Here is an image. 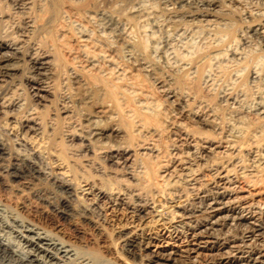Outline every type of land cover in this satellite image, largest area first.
<instances>
[{
    "label": "bare ground",
    "instance_id": "6f19581e",
    "mask_svg": "<svg viewBox=\"0 0 264 264\" xmlns=\"http://www.w3.org/2000/svg\"><path fill=\"white\" fill-rule=\"evenodd\" d=\"M36 1L46 15L43 19L29 18L28 27L35 31L58 22L63 38L57 45L64 60L60 65L55 53L44 51L34 58L33 69L50 80L58 78L61 68L69 69L73 83L70 87L75 86L76 91L66 96L76 108H66L63 113L65 117L79 115L77 121L73 119L78 128L69 141L80 140L87 155L108 162L117 182L110 190L87 184L79 187V193L91 202L76 206L78 194L74 193L72 180H65L46 167L47 162L41 154L37 155V147H28L29 135L41 134L38 118L33 114L21 119L15 152L0 135V188H8L7 182L12 179L24 180L22 190L27 196L20 209L26 217L0 204V251L10 257L6 260L1 255L0 264H106L95 262L45 227L51 224L59 228L62 222L77 234L73 219L92 220L94 206L99 207L103 200L124 207L135 217L153 214L173 222L175 231L184 232L190 241L210 239L211 248L217 249V256L210 264H264V241L253 252L244 240L220 234L225 227L242 225L246 227L242 231L251 233L255 240L264 238L262 212L245 214L259 202L233 189L237 187L234 184L238 176L230 169L219 172V181L211 189L202 188L198 209L181 202L185 189L182 184L188 183L190 188L198 185L196 159L216 170L213 166L219 155L239 154L246 148L245 142L250 141L249 146L256 144L257 133L264 134V67L259 68L256 58V66L249 71L250 81L243 77L249 65H241L248 55L245 57L237 51L239 49L231 48L238 30L234 31V20L229 18V10L222 6L221 0H161L160 5L145 0H27V3ZM245 1L228 0L234 7L243 6ZM256 1L264 7V0ZM247 13L254 18L253 12ZM258 16L259 21L256 17L255 22L247 26L264 48V12ZM148 25L160 31L161 36L155 35L153 30L147 31ZM194 28L202 30V47L191 61L178 60L181 58L175 54L177 43L174 41L178 37H194L197 30ZM213 43L217 45L212 46ZM173 54L178 57L176 66L171 65ZM19 57L20 48L15 43L0 40V77L18 72ZM253 60L251 57L248 62ZM216 84L221 86V90H217L221 91L220 97L232 105L244 107L253 96L257 100L253 111L236 109L231 113L237 118L236 126L225 128L220 121L224 115L220 117L212 108L201 113V109L191 105L196 99L199 103L206 102L207 96H198L199 86H207L210 91ZM47 92V88L40 87L38 97L43 99ZM0 112L8 113L7 105L1 101ZM203 127L211 132L200 130ZM167 133L174 136L173 144L165 141ZM253 152L264 164V154L259 150ZM40 177L52 187L35 184ZM128 178L131 183L127 182ZM244 191L254 194L252 190ZM154 197H161L162 203L158 204ZM174 203L173 209H166ZM234 203L241 206V212H234ZM120 237L125 251L132 254L149 243L146 236L122 233ZM167 260L195 263L188 254L171 255Z\"/></svg>",
    "mask_w": 264,
    "mask_h": 264
},
{
    "label": "rangeland",
    "instance_id": "374dc122",
    "mask_svg": "<svg viewBox=\"0 0 264 264\" xmlns=\"http://www.w3.org/2000/svg\"><path fill=\"white\" fill-rule=\"evenodd\" d=\"M56 1L60 2L61 0ZM145 1L151 2L155 5H160L161 3V0ZM36 3L37 1L34 2V4H28L27 0H0V16H2L0 17V40H7L9 42L15 43L20 48V57L18 59L19 64L17 63V65H19L18 72L11 76L9 75L0 77V101L4 102L7 105L8 110V113L6 115L0 112V135L3 136L5 141L8 142V146L15 152L17 149V146L15 144L17 140L16 134L19 131L18 122L21 119L34 114L40 122L42 131L38 136H35L33 134L29 135L27 140L29 143L28 147L30 149H35L37 147V155L41 154L40 156H42L43 160L47 162L45 163L46 167L48 166L63 179L72 180V186L74 189H76V192L74 191V193L78 194V198L76 199L74 204L76 206H79L82 203L85 204L86 202H91L90 200H85L83 195L79 193V187L87 184L88 186L95 185L110 190V187L115 182H117V176L111 172L113 168L109 167L110 164L108 162H104V160L101 158H94L93 156H91V154L87 155V153L85 152V146L84 144H82L83 146L81 145L82 142H79L80 140L75 139L74 141H69V139L71 138V134L77 131L76 129L78 127H75V121H77V119L79 118V115L65 117L63 113L66 108H76L75 104H73L68 96H66L71 94V92L74 93V91H76L75 86L70 87L73 83H71V72L69 71V69L67 71L65 67L61 68L58 78L56 77L52 80L47 79L41 74L35 73V70L33 69L34 58L44 51L55 53L58 59L57 63L60 65L64 60L61 52H59V45H57L61 43V38H63V34L59 29L60 26L58 22H54L52 24L48 23L42 29L35 31L30 30L31 28L28 27L27 22L29 18L43 19L46 15L45 12L41 10L40 5H37ZM221 4L223 7H226V9L229 10V18L234 20L232 21L233 25L235 24L233 26L234 31H239L235 32L234 34V38L235 40H237H234L231 48H234L236 50L239 49L237 51L244 53L245 57L248 55V59L251 57H253L254 59L252 62L249 61L250 63L247 59V61L242 63V65L240 64L241 66L249 65L247 66V69L243 71L244 73H242L243 77L249 80V71L253 66H256V64L254 63L256 58L257 64H260L259 68L262 69L264 67V48L261 46L259 41H257V39L249 32L247 25L253 24L252 22H255V18L260 16H258V14L264 12V7L256 0H246L244 2L246 6L243 4V6L239 5L240 7L230 6L228 0H221ZM241 6L244 8H242ZM232 7H234L235 9L237 8L236 11L234 8L233 11ZM258 7H260L261 9H258ZM257 10L262 11L258 12ZM249 11L254 13L252 15L254 18L249 17L247 13ZM260 17H262V15ZM260 17L257 18L256 21H259ZM249 21L251 23H248ZM146 28L147 31H154V29H152L149 25L146 26ZM215 28L214 30H216ZM194 29L196 30L197 28ZM194 33L196 34V36L194 34V37L191 36L192 38H190L189 36L183 39L178 37V39L174 41V44L177 43L176 45H174V50L176 52L175 54L181 58L178 60L191 61L192 59L196 58L197 50L199 49V47H202V40L200 39L202 30L197 29L196 31H194ZM154 34L157 36L159 35V37L161 36L160 31H158L157 29H155ZM243 37L249 38V40ZM241 41L245 43L241 44ZM214 45L216 46L217 44L213 43L212 46ZM235 45L237 48H235ZM251 46L253 49H249ZM183 48L184 50H187L186 53ZM172 57V61L170 59L172 63H170L171 65H175L176 59L178 57L174 54L172 55ZM156 59L159 61L161 60L158 56L156 57ZM160 63L163 64L164 69H167L163 61H160ZM227 74L228 71H226L225 75ZM150 82L153 81L151 80ZM262 82L263 81H260V83ZM42 86L47 88L48 92L47 94H45V97L43 99H40L38 97V89ZM203 88L205 89L204 92ZM197 90L198 96H207V99L205 98L206 102L199 103V101L196 99L191 101V105H196L195 107L198 108V110L201 109V113L209 112V109L212 108L214 112L220 117L224 115L223 117H221L222 119L220 118V121L225 126V128H227L228 125L236 126L235 120H237V118L234 117L235 114H231L233 111H237L240 109H242L241 111L243 112L253 111L254 106L257 105V103H255L257 102V100L255 101L254 96V100L253 98H249L250 100L248 101L250 103H245L244 107H238V105L236 106L228 103L229 101L227 102L220 97L221 91H217L221 90V86L219 84L214 85L210 91L207 86L204 87V85L199 86ZM159 92L161 94L160 90ZM199 92L201 93V95ZM248 104H250L252 107ZM225 116H227L228 118ZM206 129L208 130L209 128L203 127L200 130L208 132ZM210 132L211 131L209 130L208 133ZM173 140L174 136L167 133L165 137V141L167 142V144H173ZM256 141L258 142L259 146L257 145V142L256 144H252L251 146H249L251 142L247 141L248 144L247 142H245L246 148L241 153L234 154L236 156H234L233 154L219 155L220 158L218 157L215 166H213L216 167V170L211 169L208 163H205V161H197L196 159L195 169L198 170V185L196 186V188H193L192 186L190 188V185H188V183L182 184V187L185 188L183 197L181 199L182 204L186 203L188 204V206H190V208L198 209V207L201 205V199L203 196V193L201 192L202 188L204 190L211 189L214 185H216V183H218L217 181H219V172L223 169H230L231 173L234 172L233 174L238 176V180L236 181V184H234V186L236 187L237 185V187L233 188V186L232 188L241 192L243 196L247 195V197L249 196L250 198L255 199L256 202H259L258 206L254 205L257 207L253 206L250 208L251 210L253 209V212L251 210H243L246 212L244 213H248L247 215L250 216L256 211H260L262 212L261 219H263L264 164H261L260 158L255 156L253 151L259 150L260 153L264 154V134L257 133ZM247 147L251 148V151H248L249 149ZM37 180H35V184H37L38 186L40 184V186L43 185L46 187L48 185L49 188L52 187L50 186L51 184L48 183L47 180H45L43 177H40V179ZM127 180V182L131 183V179L128 178ZM22 182H24L23 179H12L11 181L7 182L8 188H0V204L5 205L8 209L14 211L19 216L26 217V215H24L20 209L21 204L23 203V201H25V196H27L26 191L22 190ZM198 188L201 189L199 190ZM244 190H252L253 192H251L254 194L250 195L247 191ZM21 191H24V193ZM88 197L90 196L88 195ZM154 198L158 204L162 203L161 197ZM174 205L175 203L171 205L173 207H167L166 209H173ZM98 206L99 207L94 206L96 208L94 209L95 211L93 217L91 218L92 220L87 221L79 217H75L73 219L74 226L78 228L77 234H73L70 229L71 226L63 224L62 222H60L61 225L59 226V228H55V226L53 227L51 224L46 225L45 227L49 231L52 230V232L56 233L64 240L70 242L73 246L78 248L81 253L92 258L97 263L184 264L174 263L167 260V258L171 255L175 256L176 254H188L190 258L195 261V263L186 264H210V262L214 261L215 257L217 256V249L211 248L213 244L210 242V239L204 238L201 242L190 241V239L186 237L184 232L175 231L173 222L161 220L159 219V217L154 216L153 214H148L140 218L135 217L131 213H128V211L124 209V207L107 204L105 200L101 201ZM240 207L241 206H239V204L237 206V204L234 203V212H241L240 210L242 208ZM243 227L246 228L245 226ZM243 227L242 225L231 226L229 228L225 227L222 231H220V234L223 236L227 235V237L237 239L238 241H240V239L244 240V243H246V245L248 244L247 248H250L249 251L252 250L254 252L261 247L264 238H262V242L255 240L254 238H252L253 236L251 235V233H248L247 231H244V233L242 231L244 230ZM122 233H127L130 236L136 237L146 236L149 243L140 246V248L138 247V249L135 250L134 254L129 253L125 251V248L121 244L122 238L120 236ZM241 233H243V236H240L242 235ZM1 255H4L6 257V260L10 259L8 253L5 251H0V256ZM11 262L16 263L12 260Z\"/></svg>",
    "mask_w": 264,
    "mask_h": 264
}]
</instances>
